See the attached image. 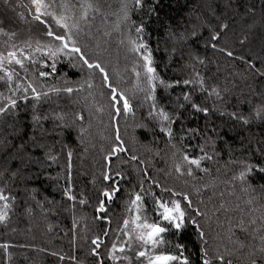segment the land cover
I'll use <instances>...</instances> for the list:
<instances>
[{
  "label": "trees",
  "instance_id": "16d2710c",
  "mask_svg": "<svg viewBox=\"0 0 264 264\" xmlns=\"http://www.w3.org/2000/svg\"><path fill=\"white\" fill-rule=\"evenodd\" d=\"M27 2L0 0V29L9 34L4 36L15 33L11 38L16 41L46 43L50 38L44 34V25L33 20L29 10L23 11L18 6H26ZM46 2L53 3L57 12L62 11L59 5L67 4L70 14L74 13L77 18L82 11L80 4L93 5L87 23L81 26V46L91 59L102 62L112 85L127 96L135 115L123 112L119 117L112 115L115 109L109 89L98 70H90L75 60L69 62L67 57L56 62V73L44 81L43 91L49 95L42 98L37 108L41 116L49 119L41 120L35 131L36 138L48 146L56 159L47 160L37 150L39 162L33 160L27 167H21L19 161H12V167L0 179V190L9 197L7 219L0 222V264H98L100 259L103 264H114L108 258L111 247L120 246L126 239L118 229L129 215L126 210L129 193L140 190L141 180L146 190L157 181L187 192L193 207L204 213L193 218L205 233L206 244L191 223L175 237H168L184 246V254L191 264H202L205 249L213 264H219L218 254L224 255L225 264L228 260L232 264H250L249 252L259 248L264 237V172L257 171L264 168V119L255 116L257 106L264 103V77L257 72L264 64V0H159L158 3L143 0L140 8L133 7V0ZM125 4L130 10V21L120 22L118 27ZM44 19L55 31L61 32L50 17ZM205 20L209 27L203 26ZM131 21L135 25L143 23V39L152 50L157 74L173 84L168 89L158 87L156 92L158 107H163L173 118L177 113L180 115V120L171 125L174 133L171 141L160 132L158 119L149 117L152 101L138 88L137 71L141 72L139 86H147L143 69L138 67L142 60L131 51L129 44L138 38ZM222 23L229 26L224 31H220ZM114 26L117 31L110 34ZM210 28L220 32V39L212 43H216L217 49L232 51L234 57L211 47ZM194 29L199 33L195 39L173 38V33L179 36ZM25 64L31 77L35 67L28 61ZM251 64L256 69L250 68ZM197 72L203 77L205 88L208 91L217 88L223 100L201 91L198 83L183 84L185 79L196 80ZM176 81L181 83L176 85ZM54 87H72L79 91L71 94L51 91ZM0 93L4 97L10 94L3 83H0ZM185 93H190L196 104L209 109L207 117L184 101ZM32 103L30 100L25 106L21 100L17 113L10 111L0 117V140L6 136L15 144L29 140L33 135ZM179 104L185 107L180 109ZM232 112L242 119H233L229 115ZM58 115L64 121L53 119ZM78 116L84 119L81 121ZM243 119L249 123L245 124ZM62 123L69 126L60 127ZM117 127L126 152H111L116 145ZM189 129H196L198 133ZM17 130L19 135H11ZM208 136L215 141L214 148L210 143L205 148L213 157L202 161V167L208 171L194 169L192 176H179L174 165L182 163L185 152L190 157L203 155L199 146L205 144ZM69 151L72 153L70 170ZM109 155L110 160L106 159ZM132 156L137 159H131ZM4 157L5 153L0 150V171L8 163ZM245 165L253 166L246 181L233 179ZM18 167L20 171L13 177L11 173ZM105 173L113 180L105 182ZM116 186L120 191L111 201H106V211L97 212L99 200L106 199L101 191ZM66 189L75 196L74 201L68 200ZM154 190L159 194L158 188ZM81 200L85 203L81 204ZM146 200L150 205L151 198L146 196ZM4 203L0 201V208ZM98 216L102 219H97ZM97 237L101 247L97 250L99 256H94L92 241ZM136 247L133 245L132 251L116 255L131 257V264H138ZM118 264H129V261L121 258ZM257 264H264V259L257 258Z\"/></svg>",
  "mask_w": 264,
  "mask_h": 264
},
{
  "label": "snow or ice",
  "instance_id": "6c2138e0",
  "mask_svg": "<svg viewBox=\"0 0 264 264\" xmlns=\"http://www.w3.org/2000/svg\"><path fill=\"white\" fill-rule=\"evenodd\" d=\"M158 3L159 0H156ZM32 6L35 11L33 13V20L38 21L39 24L44 25V34L50 39L46 43H41L36 41L35 47L31 40L24 41L23 47H17L15 44L8 46L6 54L0 52V83H3L8 91L9 95L7 97L0 93V117L5 114L17 113L19 107V101H23L25 106L29 105L31 100L32 115L31 123L33 124V135L29 137L28 141H22L19 144L13 143L12 140L8 139L6 136L3 140H0V150L5 153V159L8 163L5 165L4 169L0 171V179H3L5 173L12 167V161H19L21 167H27L28 164L32 163L33 160L39 162L40 157L37 155V150L44 153V158L47 160H55L56 157L51 154L48 146L41 140H38L35 135L36 126L40 124L41 120H48V116H41L38 111V105L43 97L49 95L48 91H43L44 81L50 76L56 73V61L60 57H67L69 62L73 60L86 66L90 70H98L101 74L103 84L109 89V95L112 101V107L115 109V117H119L122 112L123 114L135 115L132 109V105L129 102L127 96L118 91L117 87L113 86L109 74L99 59H91L88 53L84 50V47L80 43V33L82 31L81 22L85 24L88 21V12L93 8L91 3L80 4L79 7L82 9L79 18L76 17L74 13L70 14V8L67 4H61L59 7L62 11L57 12L53 3H48L46 0H31ZM143 6V0H133V7L140 8ZM211 9V4L208 5ZM252 11V9H249ZM122 17L121 21L118 22L119 27L120 22L130 21V10L127 4L122 7ZM214 14V10H213ZM43 17H50L55 25L62 29L63 31L57 32L53 29L52 25L48 23ZM199 19V17H198ZM219 19V16L216 17ZM131 24L135 26V32L138 34L136 40H130L131 51L138 54L142 60V64L138 67L143 69V80L146 88L139 86V80L141 77V72L137 71V81L138 88L140 91L144 92L146 99H150L152 104L150 105L149 117L158 119L160 124V132L164 133L171 141L174 137L171 125L175 124L180 120V115L177 113L175 118L170 115L163 107H158L157 105V88L163 87L165 89L172 88L173 84L166 82L164 79L160 78L157 74V69L154 66L153 54L149 45L143 39V33L145 31L143 23L140 25H135L134 21ZM205 27H209V22L205 20ZM227 23H222L220 25V31H224L228 28ZM131 31V28L129 29ZM210 41L211 47L213 49L225 52L223 48L217 49L216 43H212L220 39L219 31H212L210 28ZM0 34L9 35L0 29ZM198 31L195 29L191 33H180L179 36L173 33V38L186 41L189 38L195 39L198 35ZM12 33L11 36H15ZM11 36L9 39H11ZM241 43H244L242 40ZM99 47V45H97ZM25 49H28L27 54ZM36 53H40V56L46 57L51 60L52 63L48 64L44 60L36 56ZM99 55L98 53L96 54ZM190 56L197 59L199 63H204L200 60L198 56H194L193 53H189ZM228 57H234L232 51H226ZM243 59V57H235ZM25 61H28L33 67H35V72L31 73L29 77L30 69L26 66ZM244 63H248L244 60ZM75 66V65H73ZM250 68L256 69L255 64L249 65ZM51 69V71H46L45 69ZM258 75L264 77V64L257 69ZM21 73L24 75L21 76ZM196 80L185 79L183 84L185 86L190 84L198 83L201 91H206L209 96L215 95L217 99L223 100L221 92L213 87L211 91L205 88V82L200 74L196 73ZM27 81L23 83L22 81ZM181 82L176 81L175 84L179 85ZM89 88L92 84L89 83ZM79 91V89H73L72 87L53 88L51 91L60 92L64 91L71 94L73 91ZM19 94V95H18ZM183 99L187 104L191 105V108L196 112H201L205 117L209 114V109L207 107H201L196 104L191 99L190 93H185ZM178 108L183 109L184 104L177 105ZM223 114V113H221ZM233 119H242L238 116L236 112L229 114ZM255 116L257 119H264V103L257 106L255 110ZM81 121L84 119L83 116H78ZM57 121H64L63 116H56L53 118ZM245 124L249 123L248 119H243ZM11 126V125H10ZM60 127H68L67 123H62ZM140 127H145V125H139ZM214 130V129H213ZM193 133H198L196 129H189ZM11 135H19V130L11 133ZM181 141L184 140V136L180 137ZM115 141L116 145L111 149L112 153L126 152L127 148L124 146V141L120 135L119 127L115 130ZM215 147V141L212 137L208 136L205 140V144L199 146V150L203 155L199 157H190L186 152L182 154V163H176L174 165V170L179 176H192L194 169H198L203 172H207L208 169L202 167V161L212 160L213 157L208 155L205 148L208 144ZM175 147V145H173ZM71 151L68 152L69 159V170L71 168ZM106 159L110 160L111 156H106ZM131 159L135 160L137 157L132 156ZM253 170L252 165H245L244 169L240 172L238 177H233V179H239L241 182H245L248 175L251 174ZM20 171L18 167L15 171H12L11 175L15 177ZM257 171L264 172V168H258ZM116 175H120L117 173ZM147 175V173H145ZM71 179V173L69 171V180ZM103 180L105 182H110L113 180L110 174H103ZM154 188L159 189V194L154 190ZM120 191L118 186L103 189L101 195L106 198L105 200H99L98 207L96 209L99 213H104L106 211L105 203L106 201H111L116 193ZM167 194V199L165 198ZM65 195L68 200H75L69 189L65 190ZM146 196L151 198L149 201L146 200ZM9 197L5 196L3 191L0 190V201H5L3 208H0V222L7 219L6 210L9 208L7 201ZM81 204L85 203L84 200L80 201ZM202 203V201H201ZM128 208L126 209L129 215L122 222V227L118 230L122 233L126 239L120 246L113 244L111 247V252L109 254V259L118 264V261L123 258L129 261L131 264L132 258L126 255L117 256L116 253L124 254L127 251L133 250V245H137L135 251V258L138 264H191L188 256H185V248L179 243H173L168 237H175L176 234L182 232L189 223L195 226L199 233V237L206 244L207 241L204 240L205 233L200 229L199 223L193 217H199L204 215L198 208L193 207V201L191 196L184 191L177 190L175 188L169 187L167 185H162L157 181H153L149 185L148 189L144 188V181H140V190L134 193H129ZM191 209V212L188 210ZM97 219H102V217H97ZM110 223V221H109ZM243 230V229H242ZM105 236L108 235L107 232L104 233ZM231 239V237H229ZM92 243L95 248L92 249V254L94 256H99L97 251L101 247V242L99 237L94 239ZM243 247V245H241ZM6 247V246H5ZM250 264H257V258L264 259V237H261V246L259 248H254L249 252ZM208 257L207 250L202 252V264H213V261ZM219 264H225L224 255L218 254L216 257ZM98 264H103V259H100ZM227 264H232L231 260L227 261Z\"/></svg>",
  "mask_w": 264,
  "mask_h": 264
},
{
  "label": "rangeland",
  "instance_id": "374dc122",
  "mask_svg": "<svg viewBox=\"0 0 264 264\" xmlns=\"http://www.w3.org/2000/svg\"><path fill=\"white\" fill-rule=\"evenodd\" d=\"M28 5H26V6H23V4L22 5H20V4H18V6H19V8L21 9V10H23V11H27V10H29V12L31 13V14H33L34 13V11H35V9H34V7L32 6V3H31V0H28ZM29 8V9H28ZM96 11H98V10H96ZM89 14L91 13V10H89V12H88ZM95 13V12H94ZM47 18H49V17H47ZM43 19H44V17H43ZM51 19V18H50ZM105 24H106V22H105ZM85 25V23H83V22H81V26H84ZM61 31H63V30H61ZM114 31H117L116 30V27L114 26L113 28H111V30H110V34L112 33V32H114ZM39 41V40H38ZM41 43H44V42H42V41H40ZM35 43H36V41H33L32 42V44H33V48L35 47ZM11 44H15V45H17V47H23V44H24V42H20V41H16V40H14V39H9V36H4V35H2V34H0V52H4L5 54H6V51H7V48H8V46L9 45H11ZM27 52H28V49H25V53L27 54ZM36 56L37 57H39L40 59H42V60H44L46 63H48V64H51L52 63V61L51 60H48L46 57H42V56H40V53H36ZM63 59V56L62 57H60L59 59H57V61L56 62H59L60 60H62Z\"/></svg>",
  "mask_w": 264,
  "mask_h": 264
}]
</instances>
